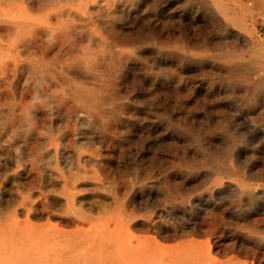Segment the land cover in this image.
<instances>
[{
  "label": "bare ground",
  "instance_id": "bare-ground-1",
  "mask_svg": "<svg viewBox=\"0 0 264 264\" xmlns=\"http://www.w3.org/2000/svg\"><path fill=\"white\" fill-rule=\"evenodd\" d=\"M257 20L264 0H0V264H264Z\"/></svg>",
  "mask_w": 264,
  "mask_h": 264
},
{
  "label": "rangeland",
  "instance_id": "rangeland-1",
  "mask_svg": "<svg viewBox=\"0 0 264 264\" xmlns=\"http://www.w3.org/2000/svg\"><path fill=\"white\" fill-rule=\"evenodd\" d=\"M257 22V23H256ZM256 22H254V32H255V34H257V36H259V37H264V23H261L262 21H259V20H257ZM260 25V26H259ZM258 32V33H257ZM0 111L2 112V111H5V112H3V113H1L0 112V133H1V135H0V144L3 146H1L0 145V147H1V149H0V169L2 170V171H0V180H1V183H0V190L2 191V189L3 190H9V189H11V191H15L17 188V185H18V183L16 182L17 180L16 179H14V181L13 180H11L12 178H14V177H16V176H14V175H17V173H18V171L20 170V166H21V164L19 163L20 162V159H19V148H18V145H19V142H18V128H17V126L15 127V126H13V127H11L10 129L8 128V130L7 131H9V132H6L5 133V128L9 125V124H11V118L9 117L10 115L8 114V112L6 111V110H3V109H1L0 108ZM7 115H9V116H7ZM5 116H7L6 117V119H5ZM4 117V118H3ZM9 119V122H8V119ZM4 119V120H3ZM2 120V121H1ZM4 122V123H3ZM7 124V125H6ZM16 129H17V131H16ZM12 130V131H11ZM6 135V136H5ZM16 135H17V137H16ZM5 136V137H4ZM13 136V137H12ZM4 141V142H3ZM12 142V143H11ZM6 145L5 147H4V144ZM11 143V144H10ZM28 143H30V140H28ZM8 144H10L9 146H8ZM12 144H13V146H12ZM12 147V148H11ZM6 148V151L5 150H3V149H5ZM8 148V149H7ZM11 148V149H10ZM10 149V150H9ZM14 151H13V150ZM7 150H9V151H7ZM10 151H11V153H10ZM14 153H13V152ZM3 152H4V155H3ZM6 152V153H5ZM2 153V154H1ZM9 154H11V155H9ZM29 154H26V157H25V162L26 163H29L30 162V156H28ZM18 156V157H17ZM10 157H11V159H10ZM17 157V158H16ZM6 158V159H5ZM15 158V160H13ZM3 159V160H2ZM8 159V160H7ZM13 162H12V161ZM7 161V162H6ZM16 161V162H15ZM17 161H18V163H17ZM6 162V163H5ZM9 165H8V164ZM13 165H11V164ZM11 166H12V168H11ZM18 166V167H17ZM17 167V168H16ZM10 170H12V171H10ZM8 171V173H5V172H7ZM16 171H17V173H16ZM2 174V175H1ZM8 174V175H7ZM12 175L14 176V177H12ZM6 178H5V177ZM2 177V178H1ZM12 177V178H11ZM10 178V179H9ZM4 179V180H3ZM6 179V180H5ZM9 179V180H8ZM12 181V182H11ZM2 185V186H1ZM5 185H7L8 187H6ZM10 185V186H9ZM15 186V187H14ZM1 187H2V189H1ZM5 187V188H4ZM11 187V188H10ZM14 188V189H13ZM6 201H8V204L7 203H4V206H3V209H2V211L0 212V218H3V217H5V216H7L8 215V213H10L11 211H12V207H14V205H12V203H11V201L9 200V197H7L6 199H5ZM5 201V202H6ZM7 205V206H6ZM10 208H12V209H10ZM9 209V210H8ZM18 214H19V212H18ZM18 218H19V220H23L24 219V217L23 216H18ZM30 222L31 223H33V224H36L34 221H32V220H30Z\"/></svg>",
  "mask_w": 264,
  "mask_h": 264
}]
</instances>
